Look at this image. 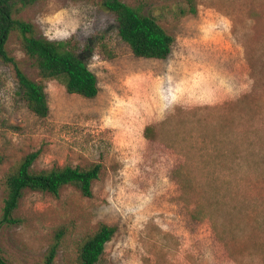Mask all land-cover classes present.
Returning <instances> with one entry per match:
<instances>
[{"label":"rangeland","instance_id":"obj_1","mask_svg":"<svg viewBox=\"0 0 264 264\" xmlns=\"http://www.w3.org/2000/svg\"><path fill=\"white\" fill-rule=\"evenodd\" d=\"M158 18L175 41L165 59L136 56L102 0H38L19 13L36 34L70 39L96 74L94 98L47 81L49 114L31 111L0 59V216L7 176L102 170L92 196L26 189L0 227L12 264H78L102 223L116 232L99 264H264V0H122ZM194 8L195 10H191ZM8 51L41 77L18 33Z\"/></svg>","mask_w":264,"mask_h":264},{"label":"trees","instance_id":"obj_2","mask_svg":"<svg viewBox=\"0 0 264 264\" xmlns=\"http://www.w3.org/2000/svg\"><path fill=\"white\" fill-rule=\"evenodd\" d=\"M38 0H0V59L13 66L19 93L27 107L40 117L49 114L50 107L46 93L49 80H59L69 93L94 98L99 92L96 74L80 56L70 39L53 41L37 36L32 22L19 17V13ZM102 7L115 15L118 34L136 56L165 59L171 53L174 37L151 14L122 0H102ZM195 10L194 8L191 9ZM13 33H18L21 44L33 60L41 80L28 76L19 66L17 59L8 51L7 43ZM38 152L28 154L14 171L7 176V196L4 200L1 226L18 224L15 216L26 189L45 191L58 195L66 185H74L85 196H92V184L99 178L102 165L96 163L90 168L64 166L33 171L32 165ZM116 232V227L102 223L81 246L78 264H99V260ZM63 231L56 234L54 244L49 248L45 264H54ZM0 264H12L3 255L0 241Z\"/></svg>","mask_w":264,"mask_h":264}]
</instances>
